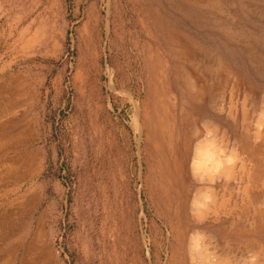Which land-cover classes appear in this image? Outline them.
Masks as SVG:
<instances>
[{
    "label": "rangeland",
    "instance_id": "374dc122",
    "mask_svg": "<svg viewBox=\"0 0 264 264\" xmlns=\"http://www.w3.org/2000/svg\"><path fill=\"white\" fill-rule=\"evenodd\" d=\"M220 2L0 0V264H264V0Z\"/></svg>",
    "mask_w": 264,
    "mask_h": 264
},
{
    "label": "bare ground",
    "instance_id": "6f19581e",
    "mask_svg": "<svg viewBox=\"0 0 264 264\" xmlns=\"http://www.w3.org/2000/svg\"><path fill=\"white\" fill-rule=\"evenodd\" d=\"M213 4V3H212ZM215 5H216V7L217 6H219V8L220 7H222V5H224V4H221V2H220V0H215V3H214ZM211 7V6H210ZM225 7V5L223 6V8ZM213 8V7H212ZM215 8V7H214ZM218 9V8H217ZM221 10H219V11H221V12H223L222 11V8H220ZM227 8H224V11H226L227 12V10H226ZM259 10V9H258ZM262 10V9H261ZM262 11H264V10H262ZM224 13V12H223ZM190 73V72H189ZM187 77H189V75L187 76ZM190 78V77H189ZM191 80V79H190ZM191 81H193V80H191ZM194 83V82H193ZM192 83V84H193ZM191 85V84H190ZM194 86H195V84H194ZM196 87V86H195ZM192 89V88H191ZM193 91V90H192ZM195 91V90H194ZM196 93V92H195ZM207 155V157H208V154H206ZM217 161L219 160V159H216ZM219 162V161H218ZM220 163V162H219ZM227 170V169H226ZM228 171V170H227ZM7 232V231H6ZM5 235L7 234V233H4ZM9 234V233H8ZM14 236V235H13ZM6 238V237H5ZM10 241V240H9ZM29 248H31V247H29ZM28 249V248H27ZM25 252V251H24ZM210 255V254H209ZM25 256H26V253H25ZM214 257V256H213ZM216 258V257H215ZM214 258V259H215ZM208 259V258H207ZM233 259V258H232ZM23 262L21 261H18V262H16V263H14V264H28L29 262L28 261H26L24 258H23ZM218 260V259H217ZM213 263V262H212ZM29 264H31V263H29ZM219 264H230L229 263V260H222Z\"/></svg>",
    "mask_w": 264,
    "mask_h": 264
}]
</instances>
